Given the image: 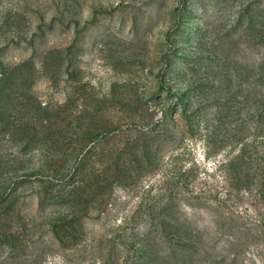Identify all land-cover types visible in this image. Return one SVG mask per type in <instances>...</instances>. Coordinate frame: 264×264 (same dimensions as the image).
Instances as JSON below:
<instances>
[{
  "label": "rangeland",
  "instance_id": "obj_1",
  "mask_svg": "<svg viewBox=\"0 0 264 264\" xmlns=\"http://www.w3.org/2000/svg\"><path fill=\"white\" fill-rule=\"evenodd\" d=\"M0 264H264V0H0Z\"/></svg>",
  "mask_w": 264,
  "mask_h": 264
}]
</instances>
